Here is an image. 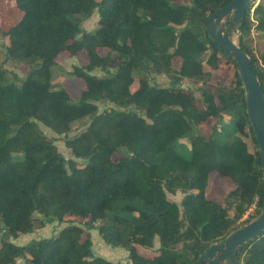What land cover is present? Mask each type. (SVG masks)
Segmentation results:
<instances>
[{"label": "trees", "instance_id": "16d2710c", "mask_svg": "<svg viewBox=\"0 0 264 264\" xmlns=\"http://www.w3.org/2000/svg\"><path fill=\"white\" fill-rule=\"evenodd\" d=\"M230 1L11 0L4 18L17 21L0 25L8 38L0 51V264H117L93 255L92 229L127 249L131 264H196L248 222L241 220L252 203L262 206L261 159L238 67L206 30V17ZM253 3L239 28L240 47L264 91V51L256 57L243 39L254 22L264 33V0L254 22ZM95 10L97 27L83 30L77 15ZM82 52V65H59L61 56ZM9 63L26 65L24 75ZM215 70L232 71L216 91ZM155 74L170 85L153 84ZM68 78L85 83L76 97ZM210 118L205 135L199 126ZM41 126L65 134L67 156ZM213 173L234 183L223 202L207 196ZM177 192L179 203L169 197ZM51 223L64 226L26 245L10 239ZM156 241L151 255L139 251ZM237 257L264 264V233Z\"/></svg>", "mask_w": 264, "mask_h": 264}, {"label": "rangeland", "instance_id": "374dc122", "mask_svg": "<svg viewBox=\"0 0 264 264\" xmlns=\"http://www.w3.org/2000/svg\"><path fill=\"white\" fill-rule=\"evenodd\" d=\"M175 1L180 2V3H191L190 2L191 0H175ZM251 1H253L254 3H253L252 8H251L250 18H251V21L254 22L256 19L255 15H254V8L260 2V0H251ZM0 2L2 4L7 3V1H5V0H1ZM4 11L9 12L10 9L5 10L3 8H0V25L3 28H8L11 25H13L17 21V19H14L12 17H10L9 19H5L4 15H6V13ZM77 17L81 20V27L83 30L91 31V30L95 29L98 25L99 14H98L97 10H95L91 16H86L85 14H79V15H77ZM263 34L264 33L257 28L256 23L254 22L251 25L250 32L247 35H245L243 38L244 43L252 49L254 55L258 58L260 56V53L262 51H264V44H263L264 36H263ZM232 37L240 45L241 32L239 30L233 32ZM5 43L6 44L8 43V38L4 37L0 34V51H1V48L3 49L2 46ZM100 52L102 54H105L106 50L102 49V50H100ZM202 57H203V59H207L208 54L204 53ZM86 58L87 57L83 52L80 53L76 57L67 58L66 56H61L59 58V65H61L62 68H64L66 71H71L74 65H82V63L86 61ZM173 62H174V65L178 68L180 66L181 59L180 58H174ZM7 67L12 72H16L21 76L24 75V73L27 69L26 65H21V64L17 65V64H13V63H9L7 65ZM205 68L207 70H209L208 66H205ZM93 73L100 75V76L103 75V72L98 70V69L95 70ZM212 73H213V77H212V80L210 82V86H211L212 90H214V91H216L219 88L226 87L228 79L232 76L231 70L230 71L229 70H225V71L224 70H215ZM151 82L153 84H156L159 86H169L170 85V80L164 74L153 75V77L151 78ZM183 85L185 87H189L191 89H196V84L194 85L193 83H185ZM65 86L68 89V91L70 92V94L72 95V97H76L77 95H79L81 89L84 88L85 83H84L83 79H81V78H68L65 81ZM195 93L197 96H199V97L201 96L200 92L196 91ZM105 107H106V104H100L99 105L100 110H102ZM230 121H231L230 116L225 115L224 123L228 124V123H230ZM214 122H215L214 119L210 118L207 122L201 123L199 126L200 131L203 134L208 135L211 132V128L214 125ZM41 127H42L43 131L49 137H53L54 143L57 145L59 151L63 152L67 156L68 153H67L65 141H64L65 140V134L58 135V134L54 133L52 130H50L49 128H46L43 126H41ZM79 128H82V126L79 125L78 129ZM77 130L71 131L68 134L73 135L77 132ZM248 144H249L250 149L252 150L254 146H253L251 139H248ZM232 188H234V183L229 178L219 177L218 174L213 173L210 177L209 185L206 189V192H207V196L209 198L215 199L219 202H223L227 193ZM169 197L179 203L183 197V194L181 192H177L176 194H169ZM260 209H261V207H258V205H257L253 211L254 215L250 216L248 218L243 217V219L241 221H248L249 222L250 220H252L254 217H256L258 215V213L260 212ZM229 212H230V215H233L232 210H230ZM63 226H64V224L58 225L57 223H51V224H47L43 228L37 229L34 233L24 234V235H20L16 239H12V238H10V239L16 244L26 245L32 239H39V238L51 236L52 234L57 232L59 229H61ZM90 234H91V239H92V244H93L92 245V252H93L94 256L102 257L108 261H111V262H114L117 264H131V262L129 260V253H128L127 249L120 248V247H112V246L106 244L102 240L100 235L98 234L97 230H95V229L90 230ZM218 242H220V241H218ZM158 246H159V244L156 241L155 246L153 248H139V251L143 254L151 255L152 252L155 250V248H157ZM18 262H19V264H22L21 260H19Z\"/></svg>", "mask_w": 264, "mask_h": 264}, {"label": "water", "instance_id": "95a60500", "mask_svg": "<svg viewBox=\"0 0 264 264\" xmlns=\"http://www.w3.org/2000/svg\"><path fill=\"white\" fill-rule=\"evenodd\" d=\"M251 0H231L206 17V30L222 57L238 67L243 83L247 118L261 159L263 198L260 212L247 223L233 229L222 241L211 244L196 264H240L237 251L264 233V91L249 54L233 39Z\"/></svg>", "mask_w": 264, "mask_h": 264}, {"label": "built area", "instance_id": "2783aa9c", "mask_svg": "<svg viewBox=\"0 0 264 264\" xmlns=\"http://www.w3.org/2000/svg\"><path fill=\"white\" fill-rule=\"evenodd\" d=\"M256 206H257L256 203H252V205L246 210L243 217L248 218L250 216H253L254 215L253 211L256 208ZM243 217H242V219H243Z\"/></svg>", "mask_w": 264, "mask_h": 264}, {"label": "crops", "instance_id": "0c3cea01", "mask_svg": "<svg viewBox=\"0 0 264 264\" xmlns=\"http://www.w3.org/2000/svg\"><path fill=\"white\" fill-rule=\"evenodd\" d=\"M1 1V0H0ZM8 3H9V8L11 9V7H12V3L13 2H11V0H8ZM5 4H2L1 2H0V8H3V9H5ZM12 10V9H11ZM5 13L7 12V11H4ZM11 13H13V12H11ZM10 13V14H11ZM10 14H7V16H9ZM4 16H6V15H4Z\"/></svg>", "mask_w": 264, "mask_h": 264}]
</instances>
